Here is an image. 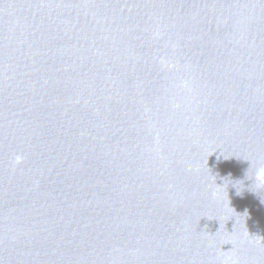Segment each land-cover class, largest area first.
I'll return each instance as SVG.
<instances>
[{"label":"water","instance_id":"1","mask_svg":"<svg viewBox=\"0 0 264 264\" xmlns=\"http://www.w3.org/2000/svg\"><path fill=\"white\" fill-rule=\"evenodd\" d=\"M258 166L264 0H0V264H264Z\"/></svg>","mask_w":264,"mask_h":264},{"label":"clouds","instance_id":"2","mask_svg":"<svg viewBox=\"0 0 264 264\" xmlns=\"http://www.w3.org/2000/svg\"><path fill=\"white\" fill-rule=\"evenodd\" d=\"M248 176H249V172H248ZM251 180L253 182L252 183L253 189H257V190L264 189V166H258L255 168V170L252 174ZM237 194H239V190H238Z\"/></svg>","mask_w":264,"mask_h":264}]
</instances>
